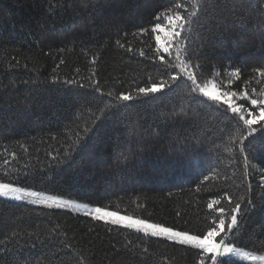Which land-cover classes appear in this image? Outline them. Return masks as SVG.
<instances>
[{
  "label": "trees",
  "instance_id": "1",
  "mask_svg": "<svg viewBox=\"0 0 264 264\" xmlns=\"http://www.w3.org/2000/svg\"><path fill=\"white\" fill-rule=\"evenodd\" d=\"M263 100L264 0H0L2 183L264 254ZM0 264L247 263L0 198Z\"/></svg>",
  "mask_w": 264,
  "mask_h": 264
},
{
  "label": "rangeland",
  "instance_id": "2",
  "mask_svg": "<svg viewBox=\"0 0 264 264\" xmlns=\"http://www.w3.org/2000/svg\"><path fill=\"white\" fill-rule=\"evenodd\" d=\"M202 92L204 95L216 100H224L230 97V95H226L217 89L213 83L202 87ZM252 105L253 107H257L259 104L257 101H252ZM263 117L264 112L262 111L258 116L256 115V118ZM0 198L30 205L65 210L131 228L148 235L167 239L174 243L193 247L205 252L207 255H212L214 259L217 257H229L247 264H264V254L252 252L221 241L218 238V230L210 231L205 236H197L90 203L62 198L2 182H0ZM235 222L236 217L233 218L232 225Z\"/></svg>",
  "mask_w": 264,
  "mask_h": 264
}]
</instances>
